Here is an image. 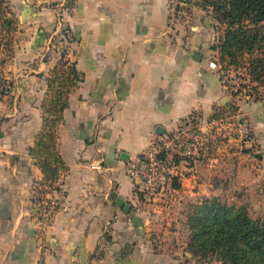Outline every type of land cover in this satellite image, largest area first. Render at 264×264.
Returning <instances> with one entry per match:
<instances>
[{
  "label": "crops",
  "instance_id": "crops-1",
  "mask_svg": "<svg viewBox=\"0 0 264 264\" xmlns=\"http://www.w3.org/2000/svg\"><path fill=\"white\" fill-rule=\"evenodd\" d=\"M3 1L15 24L1 37L11 57L0 49V78L11 84L0 96V264H194L172 226L187 207L240 189L264 210V103L238 104L256 149L231 151L214 167L197 163L176 193L145 201L127 174L159 128L164 135L229 108L210 66L219 56L212 8L175 15L174 0ZM63 60L83 80L59 129L60 207L41 231L35 187L44 176L30 151Z\"/></svg>",
  "mask_w": 264,
  "mask_h": 264
},
{
  "label": "trees",
  "instance_id": "trees-1",
  "mask_svg": "<svg viewBox=\"0 0 264 264\" xmlns=\"http://www.w3.org/2000/svg\"><path fill=\"white\" fill-rule=\"evenodd\" d=\"M198 5L203 9L212 7L214 20L226 26L224 37L214 48L223 64L237 66L240 59L252 56L263 48L264 0H215L208 5L203 1ZM179 9L176 8L175 15H178ZM7 10L5 2L0 0L1 34L12 32L15 24L14 19L8 17ZM5 40L2 39L6 56L10 58L11 43ZM252 64L251 79L261 82L264 79V62L255 59ZM82 80L83 76L75 65L65 60L48 80L43 129L30 151L44 176L43 181L35 187L37 202L48 194L46 188L52 192L60 191L58 183L66 166L58 147L59 129L68 108L69 95ZM223 110L221 107L217 109L213 118H218ZM174 187L178 185L175 183ZM188 221L191 232L188 251L192 255L193 250L197 253L213 252L218 253L223 262L230 264H264V228L252 218L247 207L235 208L213 197L193 205Z\"/></svg>",
  "mask_w": 264,
  "mask_h": 264
},
{
  "label": "built area",
  "instance_id": "built-area-1",
  "mask_svg": "<svg viewBox=\"0 0 264 264\" xmlns=\"http://www.w3.org/2000/svg\"><path fill=\"white\" fill-rule=\"evenodd\" d=\"M1 37L0 26V49L5 54ZM67 39L74 41L70 35ZM210 66L218 73L229 92L240 93L239 83L229 84L225 72L227 64H223L219 56ZM246 78L247 81L251 80L250 75ZM10 91L11 84L0 78V96L7 95ZM223 113L206 122L191 119L181 123L174 131L160 136L139 158L128 162L127 174L136 181L137 192L143 200L153 201L176 193L174 184L189 175L193 178V166L199 162L214 167L231 151L242 153L247 149H256L245 114L241 110ZM181 166L188 170L182 171ZM60 182L58 186L61 190ZM46 191L48 194L36 204L41 231L48 226L60 206L57 198L60 191L52 192L47 188Z\"/></svg>",
  "mask_w": 264,
  "mask_h": 264
},
{
  "label": "rangeland",
  "instance_id": "rangeland-1",
  "mask_svg": "<svg viewBox=\"0 0 264 264\" xmlns=\"http://www.w3.org/2000/svg\"><path fill=\"white\" fill-rule=\"evenodd\" d=\"M203 4L209 2H214L215 0H202ZM202 1L200 0H174L175 7L183 8V11L186 9L192 8L191 6L194 4H200ZM212 8V7H211ZM211 19L215 22L214 30L216 33H219L218 37V43L213 45V48L219 46L221 39L225 35L226 26L222 22H218L214 20L213 16ZM264 26V25H263ZM70 37L73 38V36L69 33ZM262 35L264 36V30H262ZM74 39V38H73ZM69 41V40H68ZM261 59L264 62V45L262 49H259L258 51H255L252 56H246L242 59H240L239 64L237 66L233 65L231 68L227 66L226 68V74L228 77V82L230 85L234 84H240V93H232L228 91L227 96H230L231 101L227 103L226 107L229 106V108L223 110L222 112L228 113V112H237L240 109V106L238 104L241 103H248V102H254V103H264V79L261 80V82H256L253 79L250 81H247L246 76L252 74V66L254 60ZM243 75V77H240V75ZM249 80V79H248ZM240 101V102H239ZM236 105L238 107L236 108ZM223 113V114H224ZM202 166H205L204 163L199 162ZM190 176V175H189ZM219 198L223 200L224 202L230 204L231 206H234L235 208H241V207H247V209L250 212V215L254 220H257L261 223V225L264 228V210L263 208H259V204L254 205L255 198L252 196L251 193H248L247 191L244 192L240 189H234L232 192L227 193H221L220 195L214 197ZM253 200V203H250V200ZM161 199V198H160ZM163 200V199H162ZM60 207V206H59ZM193 212V206H189L186 208L184 220L180 219L177 222H174V225H172L176 231H179L181 234V237H178L182 243L187 246L190 245L191 242V232H190V226L188 218ZM171 227V228H173ZM184 232V233H183ZM192 254V253H191ZM193 257L196 260V263L194 264H230L229 262H223L221 257L218 253L213 252H199L197 253L195 250H193Z\"/></svg>",
  "mask_w": 264,
  "mask_h": 264
},
{
  "label": "water",
  "instance_id": "water-1",
  "mask_svg": "<svg viewBox=\"0 0 264 264\" xmlns=\"http://www.w3.org/2000/svg\"><path fill=\"white\" fill-rule=\"evenodd\" d=\"M228 100V99H227ZM222 106V105H221ZM223 106H225V105H223ZM163 129H161V128H159L158 130H157V134H159V135H163ZM118 205L119 206H121V207H123L125 210H127V211H129L130 210V207L128 206V205H125V203L123 202V201H121V200H119L118 202Z\"/></svg>",
  "mask_w": 264,
  "mask_h": 264
}]
</instances>
